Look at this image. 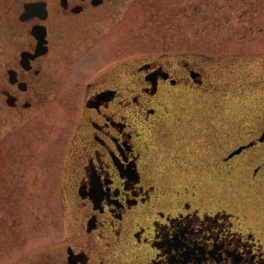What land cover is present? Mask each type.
I'll list each match as a JSON object with an SVG mask.
<instances>
[{
    "label": "flooded vegetation",
    "instance_id": "af4514ba",
    "mask_svg": "<svg viewBox=\"0 0 264 264\" xmlns=\"http://www.w3.org/2000/svg\"><path fill=\"white\" fill-rule=\"evenodd\" d=\"M128 1L0 0L6 116H47L65 83L80 99L62 156L64 240L31 264H264V228L238 196L264 185V107L242 108V129L225 106L172 112L174 88L216 91L217 59L109 57Z\"/></svg>",
    "mask_w": 264,
    "mask_h": 264
},
{
    "label": "rangeland",
    "instance_id": "374dc122",
    "mask_svg": "<svg viewBox=\"0 0 264 264\" xmlns=\"http://www.w3.org/2000/svg\"><path fill=\"white\" fill-rule=\"evenodd\" d=\"M116 20L109 57L136 63L158 57L169 63L192 55L217 59L216 91L199 95L174 88L165 97L172 112L184 107L193 117L225 106L231 127L242 129L247 125L242 108L264 107V78L259 76L264 77V0H129ZM109 40L103 35V46ZM228 63L230 70L224 67ZM70 89L62 84L47 98L39 112L48 114L41 118L11 119L0 102V264H31L64 240L62 156L80 103ZM192 122L200 123L197 118ZM239 188L242 208L264 228V185Z\"/></svg>",
    "mask_w": 264,
    "mask_h": 264
},
{
    "label": "water",
    "instance_id": "95a60500",
    "mask_svg": "<svg viewBox=\"0 0 264 264\" xmlns=\"http://www.w3.org/2000/svg\"><path fill=\"white\" fill-rule=\"evenodd\" d=\"M244 147H246V146L240 147V148H239L238 150H236L234 153L240 152L241 149L244 148ZM234 153H233V154H234Z\"/></svg>",
    "mask_w": 264,
    "mask_h": 264
}]
</instances>
